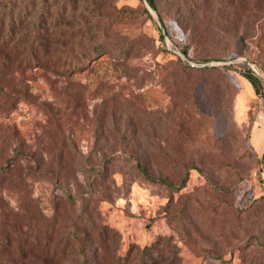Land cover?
I'll use <instances>...</instances> for the list:
<instances>
[{
  "label": "rangeland",
  "instance_id": "1",
  "mask_svg": "<svg viewBox=\"0 0 264 264\" xmlns=\"http://www.w3.org/2000/svg\"><path fill=\"white\" fill-rule=\"evenodd\" d=\"M185 1L95 0L111 47L68 76L1 49L0 264H264V18ZM30 2L0 0L13 51Z\"/></svg>",
  "mask_w": 264,
  "mask_h": 264
},
{
  "label": "trees",
  "instance_id": "2",
  "mask_svg": "<svg viewBox=\"0 0 264 264\" xmlns=\"http://www.w3.org/2000/svg\"><path fill=\"white\" fill-rule=\"evenodd\" d=\"M147 1L150 7L156 10L154 0ZM206 1H185L189 15L191 17L199 15ZM233 1L240 7L241 13H252L264 18V0H232L230 2ZM30 5L37 7V11L34 14L36 16L35 22L29 36H24V38L20 36L18 38L17 49L13 51L8 44V40L11 38L12 31H14L16 25H8V32L4 33L3 36H1L3 32H0V52L1 49H6L4 52L13 55L19 65L22 66V63L24 65H32L37 70L54 76H68L69 73H77L95 62V55L104 56L108 54L107 49L111 47L110 41H107L108 38L105 31L103 29L100 30V26L95 28V0H32ZM78 7L83 10L82 14H76ZM88 7L92 8V10L87 12L91 16L89 18L84 14ZM122 11L126 15L133 12L127 9ZM74 14L81 18L79 20L80 23L75 22L73 26L68 22L69 27L64 19L67 18L69 20ZM218 16H220L219 12ZM192 25V38L194 40L203 38L204 31L200 28L202 26H196V23ZM75 26H78L76 28L80 32L76 31ZM19 27L24 31L22 24L21 26L19 24ZM160 31L162 32L160 38L163 40L164 29H160ZM95 36L98 37L96 40L99 42H96ZM181 52L186 55V51L181 50ZM6 55L4 54V56ZM239 73L249 82L255 93H259L261 80L255 73L250 68L241 70ZM137 168L142 172L146 180L173 187L164 179L150 176L148 171L140 164L137 165ZM187 177L186 175L183 180H186Z\"/></svg>",
  "mask_w": 264,
  "mask_h": 264
},
{
  "label": "built area",
  "instance_id": "3",
  "mask_svg": "<svg viewBox=\"0 0 264 264\" xmlns=\"http://www.w3.org/2000/svg\"><path fill=\"white\" fill-rule=\"evenodd\" d=\"M259 186H260V188L263 189V191H264V181L261 182V183H259Z\"/></svg>",
  "mask_w": 264,
  "mask_h": 264
}]
</instances>
